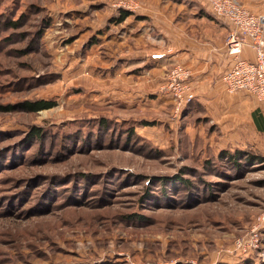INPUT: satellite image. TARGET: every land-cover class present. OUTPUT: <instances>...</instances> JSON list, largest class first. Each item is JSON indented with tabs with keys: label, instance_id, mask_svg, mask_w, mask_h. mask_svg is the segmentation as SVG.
Returning <instances> with one entry per match:
<instances>
[{
	"label": "rangeland",
	"instance_id": "obj_1",
	"mask_svg": "<svg viewBox=\"0 0 264 264\" xmlns=\"http://www.w3.org/2000/svg\"><path fill=\"white\" fill-rule=\"evenodd\" d=\"M122 1L0 0V105L15 107L0 110V264H264V137L249 121L139 130L80 78ZM43 98L57 104L21 106ZM255 226L258 246H238Z\"/></svg>",
	"mask_w": 264,
	"mask_h": 264
},
{
	"label": "crops",
	"instance_id": "obj_2",
	"mask_svg": "<svg viewBox=\"0 0 264 264\" xmlns=\"http://www.w3.org/2000/svg\"><path fill=\"white\" fill-rule=\"evenodd\" d=\"M133 1L136 5L129 9L110 2L91 42L93 56L87 54L81 63L86 76L80 78L95 85L98 100L117 104L133 120H142L139 130L152 127L145 120L175 126L191 114L203 113L227 134L242 132L248 120L252 130L264 137L254 120L255 114L264 125V101L247 90L229 92L222 79L234 64L226 47L231 23L216 16L206 0ZM239 2L253 12H264V0ZM123 10L131 14L119 20ZM240 56L256 59L250 46ZM175 64L191 70L196 94L178 116L173 113V97L163 89Z\"/></svg>",
	"mask_w": 264,
	"mask_h": 264
},
{
	"label": "built area",
	"instance_id": "obj_3",
	"mask_svg": "<svg viewBox=\"0 0 264 264\" xmlns=\"http://www.w3.org/2000/svg\"><path fill=\"white\" fill-rule=\"evenodd\" d=\"M213 13L228 20L232 27L226 39V47L234 57V64L223 74V81L229 92L247 90L260 101H264V12H253L239 0H206ZM121 6L134 8L136 2L126 0ZM245 46L255 50L256 59L240 56ZM163 89L174 99V114L178 116L183 108L195 99L192 72L183 64H175L167 72ZM264 220V213L259 221ZM258 226L252 229L250 237L238 239L237 245L245 248L257 247Z\"/></svg>",
	"mask_w": 264,
	"mask_h": 264
},
{
	"label": "trees",
	"instance_id": "obj_4",
	"mask_svg": "<svg viewBox=\"0 0 264 264\" xmlns=\"http://www.w3.org/2000/svg\"><path fill=\"white\" fill-rule=\"evenodd\" d=\"M131 14V11L129 10H123L121 16L119 17V20L124 19L127 15ZM22 108L28 111H33V112H38L40 110L43 109H47V108H51L53 106H55L57 104V102L53 99H36L33 101L30 100H25L21 103ZM14 105H8V106H4V105H0V110H6V111H11L12 109H14ZM105 119H101V122H103ZM254 120L256 121V125L259 129L264 131V125L259 122V118H257V116L254 114ZM146 124H153V123H148L145 122ZM34 134H37L38 136H40L42 133L40 132L39 128L34 127L33 131ZM131 132H135L134 128L131 130ZM163 178V177H161ZM178 180H182L183 182L187 181V179H185L184 177H178Z\"/></svg>",
	"mask_w": 264,
	"mask_h": 264
}]
</instances>
